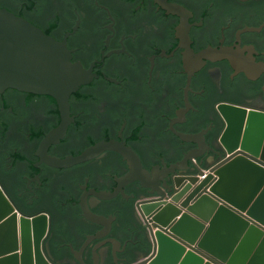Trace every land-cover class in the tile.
I'll list each match as a JSON object with an SVG mask.
<instances>
[{
    "label": "water",
    "instance_id": "1",
    "mask_svg": "<svg viewBox=\"0 0 264 264\" xmlns=\"http://www.w3.org/2000/svg\"><path fill=\"white\" fill-rule=\"evenodd\" d=\"M263 200L264 0H0V264H238Z\"/></svg>",
    "mask_w": 264,
    "mask_h": 264
},
{
    "label": "crops",
    "instance_id": "2",
    "mask_svg": "<svg viewBox=\"0 0 264 264\" xmlns=\"http://www.w3.org/2000/svg\"><path fill=\"white\" fill-rule=\"evenodd\" d=\"M264 206V200L262 204ZM207 227V224H204ZM217 239L222 245L230 246L229 257L240 264H264V242L262 238L242 232L225 222L216 227ZM225 242V243H224Z\"/></svg>",
    "mask_w": 264,
    "mask_h": 264
},
{
    "label": "flooded vegetation",
    "instance_id": "3",
    "mask_svg": "<svg viewBox=\"0 0 264 264\" xmlns=\"http://www.w3.org/2000/svg\"><path fill=\"white\" fill-rule=\"evenodd\" d=\"M3 190V189H2ZM7 196V195H6ZM9 199V198H8ZM11 202V201H10ZM12 203V202H11ZM13 205V204H12ZM14 206V205H13ZM15 208V207H14ZM16 209V208H15ZM40 215H43V216H45L46 217V219H47V231H46V234H45V236L43 237V239H42V241L45 239V237L47 236V233H48V229H49V216H48V214L47 213H45V212H39V213H37V214H35V215H33V216H30V217H36V216H40ZM42 241H41V250H42ZM45 256V255H44Z\"/></svg>",
    "mask_w": 264,
    "mask_h": 264
},
{
    "label": "bare ground",
    "instance_id": "4",
    "mask_svg": "<svg viewBox=\"0 0 264 264\" xmlns=\"http://www.w3.org/2000/svg\"><path fill=\"white\" fill-rule=\"evenodd\" d=\"M33 233V232H32ZM32 236H33V234H32Z\"/></svg>",
    "mask_w": 264,
    "mask_h": 264
}]
</instances>
